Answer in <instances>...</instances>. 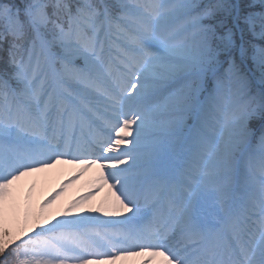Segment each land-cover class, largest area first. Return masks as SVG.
Returning a JSON list of instances; mask_svg holds the SVG:
<instances>
[{
  "label": "snow or ice",
  "instance_id": "1",
  "mask_svg": "<svg viewBox=\"0 0 264 264\" xmlns=\"http://www.w3.org/2000/svg\"><path fill=\"white\" fill-rule=\"evenodd\" d=\"M118 262L264 264V0H0V264Z\"/></svg>",
  "mask_w": 264,
  "mask_h": 264
},
{
  "label": "bare ground",
  "instance_id": "2",
  "mask_svg": "<svg viewBox=\"0 0 264 264\" xmlns=\"http://www.w3.org/2000/svg\"><path fill=\"white\" fill-rule=\"evenodd\" d=\"M68 159H71L70 157ZM76 171V166L72 164H59L52 169H48L38 175L35 187V199L37 201L51 194L59 188V185L69 179ZM96 169L93 167L87 174L91 176ZM87 177H83L78 181H74L68 185L66 191L61 194L59 201L55 205L56 210H62L65 205L75 196L86 191L83 181ZM102 194L98 195L93 201V206H99ZM119 264V262H118ZM130 264V262H129Z\"/></svg>",
  "mask_w": 264,
  "mask_h": 264
}]
</instances>
